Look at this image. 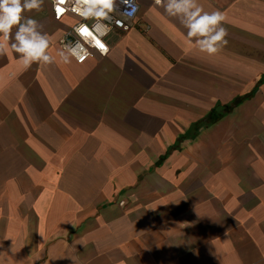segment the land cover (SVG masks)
Instances as JSON below:
<instances>
[{
  "label": "crops",
  "instance_id": "crops-1",
  "mask_svg": "<svg viewBox=\"0 0 264 264\" xmlns=\"http://www.w3.org/2000/svg\"><path fill=\"white\" fill-rule=\"evenodd\" d=\"M64 64L0 57V264H264V0L209 56L153 0Z\"/></svg>",
  "mask_w": 264,
  "mask_h": 264
},
{
  "label": "clouds",
  "instance_id": "clouds-1",
  "mask_svg": "<svg viewBox=\"0 0 264 264\" xmlns=\"http://www.w3.org/2000/svg\"><path fill=\"white\" fill-rule=\"evenodd\" d=\"M44 3L45 0H0V57L15 54L25 70L33 64L49 66L56 62L48 52L51 40L44 26L38 19L25 15L33 10L41 12ZM57 3L67 5L65 11H72L84 20L101 22L109 18L114 0H53L54 7ZM153 3L168 17L179 21L189 42L200 52L212 56L228 45V30L220 10L206 11L199 0H153ZM74 30L77 34L91 31L86 24ZM78 49L86 51L79 41L75 45L66 44L58 52L60 60L64 64H70L72 58L82 60ZM100 49L102 55L107 54L105 45H100Z\"/></svg>",
  "mask_w": 264,
  "mask_h": 264
},
{
  "label": "built area",
  "instance_id": "built-area-1",
  "mask_svg": "<svg viewBox=\"0 0 264 264\" xmlns=\"http://www.w3.org/2000/svg\"><path fill=\"white\" fill-rule=\"evenodd\" d=\"M48 2L53 20L60 21L65 16L74 17V22L65 29L59 39V44L63 49L66 44L71 43L75 45L77 41L83 45L86 51L81 52L79 49L77 50L78 55L83 56V59L78 61L76 58H73L77 63L84 62L96 53L102 55L100 45H105L108 52V45L105 42L106 35L112 30L124 29L136 17L139 10L137 0H114L113 9L109 14V18L97 22L93 19L84 20L72 11H65L67 7L65 4L57 3L54 7L53 0H48ZM57 8H59V12ZM81 24H86L91 31L89 33L85 31L83 34H77L74 29Z\"/></svg>",
  "mask_w": 264,
  "mask_h": 264
}]
</instances>
